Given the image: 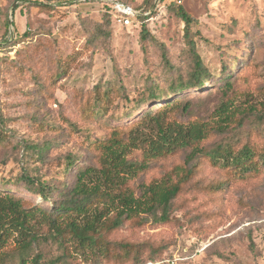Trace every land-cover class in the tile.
<instances>
[{"label": "rangeland", "instance_id": "obj_1", "mask_svg": "<svg viewBox=\"0 0 264 264\" xmlns=\"http://www.w3.org/2000/svg\"><path fill=\"white\" fill-rule=\"evenodd\" d=\"M111 2L138 12L145 41L139 22L122 27L105 15ZM177 6L192 19L188 29ZM190 41L209 78L173 93L193 69ZM161 113L209 129L188 164L192 147L146 161L121 187L139 198L190 169L168 221L140 214L106 228L115 210L99 195L107 191L98 172L84 181L100 186L87 210L55 212L79 172L101 169L109 142L153 137L150 120ZM245 147L251 159L237 162ZM126 158L140 165L142 150ZM22 210L34 211L36 241L22 250L8 236L0 264L35 256L38 264H264V0H0V226ZM98 213L91 242L66 230Z\"/></svg>", "mask_w": 264, "mask_h": 264}, {"label": "trees", "instance_id": "obj_2", "mask_svg": "<svg viewBox=\"0 0 264 264\" xmlns=\"http://www.w3.org/2000/svg\"><path fill=\"white\" fill-rule=\"evenodd\" d=\"M49 7L52 8L55 6L49 5ZM176 14L185 24L186 29H188L192 23V19L180 6L176 7ZM105 15L112 19L108 14L107 8ZM140 18L142 17L138 15L135 21L139 22L141 27L139 33L140 39L141 41H145L149 34L144 23L139 20ZM189 52L194 57L192 72L184 84L179 83L178 86L171 89L173 93L202 88L209 78L208 69L198 57L195 45L192 41L189 42ZM149 97L154 98L156 96L154 93H151ZM174 103L176 102L166 104L164 107H168L169 105L173 106ZM226 110L227 109L223 105L220 115L224 116L222 112ZM222 119V121H228L229 116H224ZM150 121L154 123L155 128L153 137L146 136L142 138L133 136L131 132L126 142H121L116 139L109 142V144L104 147L101 169L99 171L86 169L83 172H79L75 178L74 184L61 197L62 200L58 202L55 212L59 216L66 215L68 217H73L72 215L87 210V202L91 197L98 194L100 186L95 184L90 187L84 181L95 172H98L100 175H96L95 180L99 181V177L103 178V186H105V191H107L102 192L103 195H99L110 199L108 205L115 210L114 220L110 225L107 224L106 228H116L120 226L123 221L130 220L133 216H139L140 214L154 217L155 222L168 221L171 203L178 195L181 184L190 177V169L182 168L181 170L178 168L177 171L181 170L183 176L174 183L167 179L145 186L139 198L134 197L131 193H122L121 187H124L131 177L146 166V161L192 147L191 152L185 159V163L188 164L197 157V155L202 153L201 149L196 148V146L193 147V145L204 140L209 133V129L203 123L180 124L176 122H165L162 113L153 116ZM131 148L134 150H142L143 162L140 165L133 164L126 158ZM252 155V151L245 147L240 151L239 157L236 158V160L237 162L248 161L251 159ZM72 165L73 163L69 161L67 163V169L69 170ZM24 179L30 182L28 178H20L18 180L22 181ZM37 193L44 199L47 198L43 191ZM158 214L159 216L157 217ZM100 216L101 214L99 215L98 213L94 218L88 219L82 227L76 224L75 221H71L66 225V230H68L81 244L86 243V241L91 242L92 239L89 234L96 233L100 229L99 224H97ZM33 217L34 211L22 210L18 212L14 220L12 219L7 224L0 226V251L5 246L8 236H13L14 233L16 234L17 244L22 250H27L32 243L36 241V236L30 225V221L33 220ZM49 222L52 224V228L57 230L55 221L49 220ZM58 231L62 233L60 226L58 227ZM39 260L40 256H35L33 258V263L38 264ZM21 264H26V262L22 260Z\"/></svg>", "mask_w": 264, "mask_h": 264}, {"label": "built area", "instance_id": "obj_3", "mask_svg": "<svg viewBox=\"0 0 264 264\" xmlns=\"http://www.w3.org/2000/svg\"><path fill=\"white\" fill-rule=\"evenodd\" d=\"M176 4H182L185 0H167ZM108 14L111 16L112 20L117 22L122 27L130 26L136 17L139 15L132 7L119 3L111 2L107 4Z\"/></svg>", "mask_w": 264, "mask_h": 264}]
</instances>
